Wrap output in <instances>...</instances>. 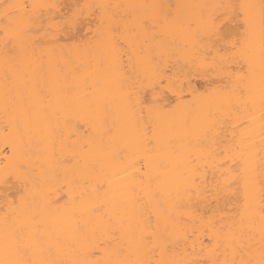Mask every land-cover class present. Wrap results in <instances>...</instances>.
<instances>
[{"label":"snow or ice","instance_id":"1","mask_svg":"<svg viewBox=\"0 0 264 264\" xmlns=\"http://www.w3.org/2000/svg\"><path fill=\"white\" fill-rule=\"evenodd\" d=\"M0 264H264V0H0Z\"/></svg>","mask_w":264,"mask_h":264}]
</instances>
